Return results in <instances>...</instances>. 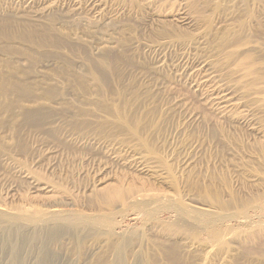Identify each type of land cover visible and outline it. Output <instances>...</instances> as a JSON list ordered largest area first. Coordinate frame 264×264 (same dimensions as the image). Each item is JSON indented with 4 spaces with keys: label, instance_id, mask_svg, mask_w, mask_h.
Returning a JSON list of instances; mask_svg holds the SVG:
<instances>
[{
    "label": "rangeland",
    "instance_id": "rangeland-1",
    "mask_svg": "<svg viewBox=\"0 0 264 264\" xmlns=\"http://www.w3.org/2000/svg\"><path fill=\"white\" fill-rule=\"evenodd\" d=\"M0 264H264V0H0Z\"/></svg>",
    "mask_w": 264,
    "mask_h": 264
},
{
    "label": "bare ground",
    "instance_id": "bare-ground-1",
    "mask_svg": "<svg viewBox=\"0 0 264 264\" xmlns=\"http://www.w3.org/2000/svg\"><path fill=\"white\" fill-rule=\"evenodd\" d=\"M35 30H37V29H35ZM31 37L34 39V38H35V35L32 34ZM52 215H54V216H53L54 218H51V219H61L60 216L58 215V213H57V214H52ZM58 216H59V217H58ZM34 221H35V220H34ZM97 221H98V220H97ZM94 224H95V223H94Z\"/></svg>",
    "mask_w": 264,
    "mask_h": 264
}]
</instances>
